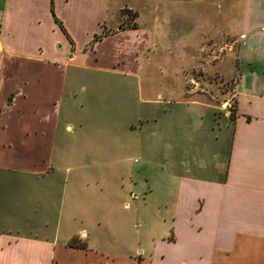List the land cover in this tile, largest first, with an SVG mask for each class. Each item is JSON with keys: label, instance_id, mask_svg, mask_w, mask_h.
Here are the masks:
<instances>
[{"label": "crops", "instance_id": "crops-1", "mask_svg": "<svg viewBox=\"0 0 264 264\" xmlns=\"http://www.w3.org/2000/svg\"><path fill=\"white\" fill-rule=\"evenodd\" d=\"M51 2L70 40L52 16ZM110 2L0 0V264H264V0H241L239 31L232 32L239 42V70L232 89L234 118L229 119L228 101L221 103L227 118L224 130L229 133L224 158L216 134L208 161L196 159L201 162L194 172L185 170L182 162L181 173L165 175L176 183L165 205V236L152 240L149 254L90 246L84 226L100 207L87 199L86 164L78 161L61 177L53 160H109L105 152L120 153L122 137L115 143L119 134L107 132L113 138L105 136L101 149L96 144L88 149L83 138L88 137L84 130L89 112L83 116L76 110L71 117L69 111L63 112V100L67 97L68 110L74 109V89L83 84L86 72L138 83L145 67L138 54L144 56L152 43L149 31L126 30L86 50L100 34ZM181 2L193 9L200 4ZM78 38L84 40L79 44ZM198 82L196 77L190 79L194 88L187 89L184 79L183 98L219 114L218 106L196 97L202 93L197 92ZM115 116L111 113L108 118L116 121ZM204 149L202 145L203 153ZM90 176L105 178L99 172ZM43 181L49 184L44 189L62 182L65 202L51 207L49 193L42 194ZM74 238L86 248L70 247ZM114 243L121 240L113 238Z\"/></svg>", "mask_w": 264, "mask_h": 264}, {"label": "rangeland", "instance_id": "rangeland-1", "mask_svg": "<svg viewBox=\"0 0 264 264\" xmlns=\"http://www.w3.org/2000/svg\"><path fill=\"white\" fill-rule=\"evenodd\" d=\"M181 1L184 0H111L101 24L100 34L103 30L108 34L103 39L129 30L133 24L151 33L150 50L144 56L138 54V60L145 64L139 81L86 72L82 75L83 84L74 89V109L68 110L67 97L63 100V112L69 111L71 117L76 110H81L83 116L89 112L84 134L91 141L83 138L88 149H93L92 144L101 149L105 136L113 138L111 134L105 135L107 132L119 134L115 143H120L122 137L120 153L105 152L109 160H53V169L61 177H65L67 167H76L78 161L86 164L87 199L91 205L100 207L91 213L89 224L84 226L91 247L130 255L139 250L149 254L152 240L165 236V205L171 201L172 184L176 183L168 182L165 175L181 173L182 162L185 170L194 172L195 164L199 166L201 162L196 159L207 157L208 161L216 134L220 158H224L229 147V133L224 130L227 118L221 112L225 105L221 107V103L227 100L226 110L235 115L232 89L239 70L236 69L239 42L236 43L233 33L239 31L241 0H198L200 4L196 3L195 9ZM124 9L135 12L137 19H130L131 12L122 14ZM83 40L78 38L77 42ZM93 40L86 50L102 41L93 43ZM195 77L199 80L197 92L205 93L196 97L218 106L219 114L193 106L189 98H183L184 79L189 89L194 88L188 82ZM201 112L207 114L200 118ZM111 113L116 114V121L108 118ZM61 141L65 143L64 138ZM202 145L205 153L201 151ZM92 172L104 174L105 178L95 180L90 176ZM44 182L43 189L49 186ZM45 189L42 194L49 193L46 199L51 207L65 202L66 187L62 182ZM44 207L43 204V210ZM80 227L73 229L74 233ZM62 232L63 228L60 236ZM116 237L120 244H113ZM162 249L165 252V247Z\"/></svg>", "mask_w": 264, "mask_h": 264}, {"label": "trees", "instance_id": "trees-1", "mask_svg": "<svg viewBox=\"0 0 264 264\" xmlns=\"http://www.w3.org/2000/svg\"><path fill=\"white\" fill-rule=\"evenodd\" d=\"M129 12H131V11L124 9V10L122 11V14H124V13L129 14ZM51 14H52V16L54 17V20H55V22L58 24V26L60 27V29L65 33V30L63 29V27L61 26V24L56 20V18H55V16H54V13H53V10H52V2H51ZM130 19L133 20V21H134L135 19H137V14H136L135 12H131V17H130ZM128 29H129V30H137L138 28H137L136 24H133V25H132L130 28H128ZM65 35H66V33H65ZM107 35H108V34L103 30V32H102L101 34L96 35V36L94 37L93 43H94V42L96 43V42L102 40V39H103L104 37H106ZM66 38H67L68 40H70L69 36H67V35H66ZM92 45H93V44H91L90 47H92ZM232 118H234V114H230L229 119H232ZM68 245H69L70 247H74V248H80V249H85V248H86V246H85L84 243H82V242H80L79 240H76V239L71 240V241L69 242Z\"/></svg>", "mask_w": 264, "mask_h": 264}]
</instances>
